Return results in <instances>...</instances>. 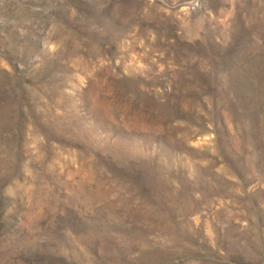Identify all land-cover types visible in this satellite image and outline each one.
I'll use <instances>...</instances> for the list:
<instances>
[{
  "label": "rangeland",
  "instance_id": "374dc122",
  "mask_svg": "<svg viewBox=\"0 0 264 264\" xmlns=\"http://www.w3.org/2000/svg\"><path fill=\"white\" fill-rule=\"evenodd\" d=\"M0 264H264V0H0Z\"/></svg>",
  "mask_w": 264,
  "mask_h": 264
}]
</instances>
